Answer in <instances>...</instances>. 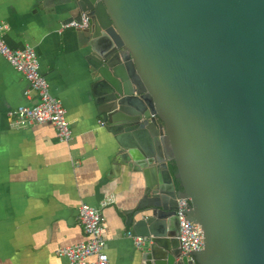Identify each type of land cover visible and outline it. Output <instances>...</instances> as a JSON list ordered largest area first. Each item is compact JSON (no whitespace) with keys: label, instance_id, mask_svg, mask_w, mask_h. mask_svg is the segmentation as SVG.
I'll return each instance as SVG.
<instances>
[{"label":"water","instance_id":"1","mask_svg":"<svg viewBox=\"0 0 264 264\" xmlns=\"http://www.w3.org/2000/svg\"><path fill=\"white\" fill-rule=\"evenodd\" d=\"M45 2L76 12L65 23L89 16L87 61L113 170L144 179L127 215L146 239L139 264H264V0ZM179 197L204 237L188 254Z\"/></svg>","mask_w":264,"mask_h":264},{"label":"crops","instance_id":"2","mask_svg":"<svg viewBox=\"0 0 264 264\" xmlns=\"http://www.w3.org/2000/svg\"><path fill=\"white\" fill-rule=\"evenodd\" d=\"M65 7L0 0L5 43L34 47L72 130L64 143L51 124L11 128L9 111L35 104L37 96L0 54V264H68L56 252L86 239L77 216L82 203L104 217L109 264H139V247L127 236V215L142 196L144 179L123 165L113 170V137L94 104L88 34L63 27L76 14Z\"/></svg>","mask_w":264,"mask_h":264},{"label":"built area","instance_id":"3","mask_svg":"<svg viewBox=\"0 0 264 264\" xmlns=\"http://www.w3.org/2000/svg\"><path fill=\"white\" fill-rule=\"evenodd\" d=\"M90 25L89 16L82 13L79 21L71 20L63 25L64 28L85 30ZM8 29L6 23H0V54L21 72L28 81L30 90L37 96L33 105H19L9 111L11 128H26L34 125L51 124L55 128L59 141L68 143L72 138V130L66 118V110L61 100L53 95L49 83L40 70L38 55L31 45L22 48H11L4 40ZM103 124V121H99ZM104 204V203H103ZM190 202L187 198H177L176 215L179 221V248L183 254L198 251L203 248V231L199 224L189 221L187 212ZM78 221L86 235L84 241L57 249V256L67 259L68 264H109L105 251V222L97 207L82 203L78 208ZM136 247H140L145 238L127 232Z\"/></svg>","mask_w":264,"mask_h":264},{"label":"trees","instance_id":"4","mask_svg":"<svg viewBox=\"0 0 264 264\" xmlns=\"http://www.w3.org/2000/svg\"><path fill=\"white\" fill-rule=\"evenodd\" d=\"M170 169H171V173L174 175L176 173V167L173 162H170ZM175 185L178 191L182 190L181 186L179 185L178 179H175Z\"/></svg>","mask_w":264,"mask_h":264}]
</instances>
